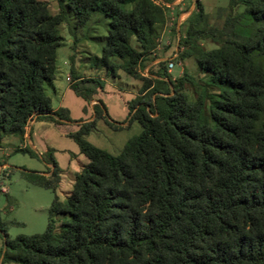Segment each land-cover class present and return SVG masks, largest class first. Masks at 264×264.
Wrapping results in <instances>:
<instances>
[{"label": "trees", "instance_id": "obj_1", "mask_svg": "<svg viewBox=\"0 0 264 264\" xmlns=\"http://www.w3.org/2000/svg\"><path fill=\"white\" fill-rule=\"evenodd\" d=\"M57 2L54 15L39 0H0V149L10 136L24 138L34 119L72 122L66 109L52 112L46 90L65 42L66 9L80 27L95 14L109 20L94 66L143 87L128 102L127 125L110 122L99 100L95 119L68 134L88 165L69 198H55L46 232L7 239L2 263L264 264V0H230L222 27L209 25L197 0L172 61L194 59L203 77L175 80L142 74L165 22L159 0ZM105 85L92 78L71 89L91 102ZM99 119L115 131L137 122L142 132L115 156L85 138ZM50 155L43 157L50 176H22L56 192L61 175Z\"/></svg>", "mask_w": 264, "mask_h": 264}, {"label": "rangeland", "instance_id": "obj_2", "mask_svg": "<svg viewBox=\"0 0 264 264\" xmlns=\"http://www.w3.org/2000/svg\"><path fill=\"white\" fill-rule=\"evenodd\" d=\"M39 1L47 3L52 14L56 15L60 12L57 0ZM165 1L169 4L175 2V0ZM196 1L184 0L178 5H171L175 8L174 10L165 9L169 20L163 26L158 27L156 49L142 62V69L145 68L142 71L144 76L167 72L173 79H178L186 72L196 79L203 77L194 59L172 61L175 50L180 48V36L186 34L188 18L193 12H197ZM200 1L209 16V25L222 27L229 10L230 0ZM66 13L68 21L60 27L65 42L58 49L56 75L66 88L68 86L66 77L70 73V64H74V79L78 76H93L104 81L106 79L108 84L106 83L104 89L99 91L97 98L105 104L110 122L116 120L117 124L127 125L131 118L127 102H130L133 97L126 94V91L128 93V86L135 82H138L137 84L142 89L143 82L129 77L122 71L118 72L116 77L106 75L105 69L100 70L94 66L95 59L102 56L108 37L109 20L105 16L95 14L85 26L80 27L73 12L66 9ZM183 13H188V16L184 17L185 21L178 32L177 21ZM133 45L137 46V43L133 42ZM203 46L207 50L216 48L210 42H204ZM163 57H168L162 60L166 61L165 64H158L156 67L148 66L152 61ZM172 62L175 66L170 73L169 63ZM46 90L49 95L51 85H46ZM64 109L68 111L72 122L53 123L51 129H44L41 132L35 128L32 139L34 143H39V150L34 149L30 142L18 136L5 139L3 152L0 153V264H3L7 239L15 240L19 236L30 237L46 232L50 221V209L55 198L58 197L61 201L69 198L73 191L75 174L82 171L89 163L75 141L68 136L61 135L60 132L78 131L80 124L95 117L94 108L90 102L79 97L71 89L65 97ZM141 130L140 125L134 122L123 131H115L104 119H99L96 123V130L85 138L93 146L117 156L122 153L131 139L140 135ZM48 147H51L50 156L60 169L61 182L56 192L34 185L22 176L25 170L46 175L48 167L43 157H46L44 153ZM54 220L56 231L60 233L61 224L65 218L58 216Z\"/></svg>", "mask_w": 264, "mask_h": 264}, {"label": "crops", "instance_id": "obj_3", "mask_svg": "<svg viewBox=\"0 0 264 264\" xmlns=\"http://www.w3.org/2000/svg\"><path fill=\"white\" fill-rule=\"evenodd\" d=\"M162 4H166V7L167 8H170L171 10H174L175 8L174 7H171V5H178L179 3H181L182 1H184V0H175V2H173L172 4H169V3H166L165 2V0H159ZM186 16H188V13H186V14H182L181 15V17L178 19V21H177V28H178V32H179V30H180V27H181V25L183 24V22L185 21V18L184 17H186ZM169 20V18H168V16H167V13H166V17H165V22H164V24L165 23H167V21ZM164 24H162V25H160V26H163ZM179 36H180V34H179ZM169 43V42H168ZM177 51H179L178 49H176L175 50V52H174V54L173 55H175L176 53H177ZM173 55H172V57H173ZM145 58V57H144ZM168 58V57H167ZM167 58H165V57H163V58H160V59H158V60H154V61H152V63L150 64V65H148V66H151V67H156L159 63H160V61H162L163 59H167ZM65 65H67V64H65ZM145 69V68H144ZM75 72V65L74 64H70V73L67 75V77H66V82H67V84H68V86L66 87V88H64V86H63V83L61 82V79L59 78V76L58 75H56V78H55V80L52 82V84H50L51 85V90L49 91V96H50V98H51V100H52V112L53 113H55V112H57V111H59L60 109H64V100H65V97H66V95L69 93V91L71 90V86L75 83V82H77V81H81V80H84V79H92V78H97V77H93V76H89V77H83V76H78V77H76V79H74V75H73V73ZM170 73L172 72L171 70L169 71ZM106 75H108V74H106ZM103 80V79H102ZM175 80V79H174ZM104 81V80H103ZM105 82L108 84V81H106V79H105ZM136 83V82H135ZM130 84L128 87H129V91H128V93H127V91H126V94H129V95H131L133 98L132 99H134L135 97H137V96H140V93H141V86L139 85V84ZM137 90V91H136ZM99 95V94H98ZM98 95L94 98V100L93 101H91L90 102V104H91V106L94 108V106L96 105V104H98V101H99V99L97 98L98 97ZM128 103V102H127ZM128 111V110H127ZM94 115H95V113H94ZM95 119V117L92 119V120H90V121H84V123L85 122H91V121H93ZM118 120H120L119 118H118ZM115 122H118V121H116V120H114ZM121 122H125V121H121ZM125 124V123H124ZM53 126V123L52 122H48V121H38L37 119H34L33 120V122L29 125V127H28V129L26 130V135H25V137L23 138L25 141H28V142H30L31 143V145L33 146V148L34 149H36V150H39L40 149V146H39V143L38 142H36V143H34L33 142V135H34V130H35V128H37L40 132L42 131V130H44V129H51V127ZM141 127V126H140ZM141 132H142V130H141ZM69 133H72V132H69ZM69 133H65V132H60V134L61 135H63V136H68V134ZM5 143H6V140L4 141V143H3V147L0 149V153L1 152H3V148H4V145H5ZM51 147H48L47 148V150H46V153H44V154H48V153H51L50 151H52L51 149H50ZM53 149V148H52ZM87 159V158H86ZM89 162V161H88ZM47 165V167H48V170H52L53 169V166L52 165H48V164H46ZM48 170H47V172H46V176H50L51 175V173H48ZM77 173H79V172H77ZM76 173V174H77ZM76 174H75V177H76ZM61 182V181H60ZM59 185H60V183H59ZM59 187V186H58ZM61 201V200H60Z\"/></svg>", "mask_w": 264, "mask_h": 264}, {"label": "built area", "instance_id": "obj_4", "mask_svg": "<svg viewBox=\"0 0 264 264\" xmlns=\"http://www.w3.org/2000/svg\"><path fill=\"white\" fill-rule=\"evenodd\" d=\"M177 54H178V51H177V53H176L175 55H173V58H176V57H177ZM174 66H175L174 63H170V64H169V68H170V70L173 69ZM147 72L149 73V70H148V69H147Z\"/></svg>", "mask_w": 264, "mask_h": 264}]
</instances>
